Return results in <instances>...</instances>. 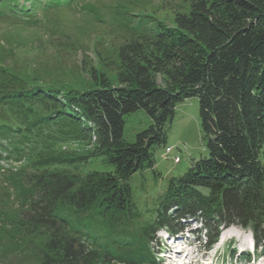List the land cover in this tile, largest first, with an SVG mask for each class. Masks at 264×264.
Returning <instances> with one entry per match:
<instances>
[{"label": "trees", "instance_id": "trees-1", "mask_svg": "<svg viewBox=\"0 0 264 264\" xmlns=\"http://www.w3.org/2000/svg\"><path fill=\"white\" fill-rule=\"evenodd\" d=\"M23 1L0 0V17L30 19L73 0ZM186 1L170 26L116 20L125 38L116 86L94 75L92 88L62 92L0 70V142L8 140L16 156L44 150L30 170L7 180L21 216L0 217L11 219L17 234L42 229V264H161L150 248L155 233L175 234L193 220L208 245L233 224L263 245L264 0ZM191 98L199 102L207 157L169 179L154 208L143 211L129 178L153 169L165 125ZM139 110L151 125L128 143L123 117ZM62 142L92 145V152L52 154L50 145ZM97 162L112 171L77 172Z\"/></svg>", "mask_w": 264, "mask_h": 264}, {"label": "rangeland", "instance_id": "rangeland-1", "mask_svg": "<svg viewBox=\"0 0 264 264\" xmlns=\"http://www.w3.org/2000/svg\"><path fill=\"white\" fill-rule=\"evenodd\" d=\"M65 6L25 20L0 17V60H4L0 70L26 79L29 85L62 92L73 89L82 93L92 88L94 75H102L116 86L122 72L118 50L125 39L117 30L116 20L131 18L133 25L151 27L160 21L170 26L176 13L187 11L186 0H73ZM123 119L122 135L128 143L134 142L135 136L151 125V119L142 110ZM165 128L166 144L156 150L153 169L129 178L133 199L143 211L154 208L169 179L182 175L193 161L207 157L197 98L177 104L172 121ZM53 145H50L52 154L89 156L93 148L81 142ZM166 147L173 149L169 158L164 157ZM42 152L36 151L27 157L13 154L6 163L0 162V212L10 218L21 216V210L7 180L23 169L30 170V161ZM174 156L180 158L176 165L171 161ZM89 170L109 172L112 167L100 162L86 163L77 172L83 175ZM11 225V219L0 217V264H42V247L46 241L39 234L42 229L25 236L17 234ZM190 227L188 236L182 239L176 236L183 244L180 248L179 241L169 240L166 232L156 233L150 248L154 253L163 252L157 255L162 264H264V245L262 251L254 252L250 261L240 256L241 252L250 253L252 235L247 228L234 224L223 226L219 235L223 242L206 251L205 239L197 231L199 225L192 222ZM187 253L185 259L183 255Z\"/></svg>", "mask_w": 264, "mask_h": 264}, {"label": "built area", "instance_id": "built-area-1", "mask_svg": "<svg viewBox=\"0 0 264 264\" xmlns=\"http://www.w3.org/2000/svg\"><path fill=\"white\" fill-rule=\"evenodd\" d=\"M170 152H171V149H169V148L166 149V153H167V154L170 153ZM176 160H177V159L175 158V159H174V162H175Z\"/></svg>", "mask_w": 264, "mask_h": 264}, {"label": "bare ground", "instance_id": "bare-ground-1", "mask_svg": "<svg viewBox=\"0 0 264 264\" xmlns=\"http://www.w3.org/2000/svg\"><path fill=\"white\" fill-rule=\"evenodd\" d=\"M177 160L174 162V163H177L178 161H179V159L178 158H176Z\"/></svg>", "mask_w": 264, "mask_h": 264}]
</instances>
